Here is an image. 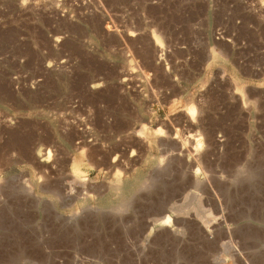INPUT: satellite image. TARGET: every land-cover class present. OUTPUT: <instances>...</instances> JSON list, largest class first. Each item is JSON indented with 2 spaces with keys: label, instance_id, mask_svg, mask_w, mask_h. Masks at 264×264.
<instances>
[{
  "label": "rangeland",
  "instance_id": "1",
  "mask_svg": "<svg viewBox=\"0 0 264 264\" xmlns=\"http://www.w3.org/2000/svg\"><path fill=\"white\" fill-rule=\"evenodd\" d=\"M0 264H264V0H0Z\"/></svg>",
  "mask_w": 264,
  "mask_h": 264
},
{
  "label": "bare ground",
  "instance_id": "2",
  "mask_svg": "<svg viewBox=\"0 0 264 264\" xmlns=\"http://www.w3.org/2000/svg\"><path fill=\"white\" fill-rule=\"evenodd\" d=\"M162 166H163V165H162ZM162 166H161V167H162ZM161 167H160V168H161ZM249 178H250V177H249ZM250 179H251V178H250ZM253 185H254V184H253ZM150 186H151V185H150ZM254 186H255V185H254ZM144 187H145V186H144ZM146 188H148V186H147ZM154 188H155V187H154ZM2 189H3V188H2ZM170 190H171V189H170ZM171 192H172V191H171ZM169 193H170V192H169ZM174 194H175V193H174ZM5 195H6V194H5ZM169 196H170V195H169ZM177 196H178V195H177ZM170 199H171V198H170ZM194 200H195V199H194ZM194 202H196V200H195ZM188 209H189V208H188ZM169 219H170L169 217H166L165 220L168 222ZM176 219H177V218H176ZM148 234H149V233H148ZM150 236H151V235H150ZM231 248H232V247H231ZM234 249H235V248H234Z\"/></svg>",
  "mask_w": 264,
  "mask_h": 264
}]
</instances>
